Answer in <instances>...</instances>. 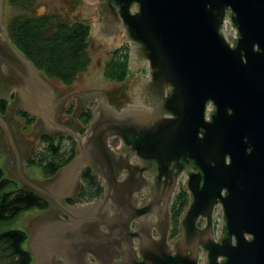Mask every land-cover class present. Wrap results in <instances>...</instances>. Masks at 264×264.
<instances>
[{"label": "water", "instance_id": "water-1", "mask_svg": "<svg viewBox=\"0 0 264 264\" xmlns=\"http://www.w3.org/2000/svg\"><path fill=\"white\" fill-rule=\"evenodd\" d=\"M36 2L61 11L67 5V0ZM84 2L93 24L88 48L92 62L74 76L70 82L73 91L59 99L61 105L55 111L54 91H66L67 87L56 78L44 77L12 44L0 0V99L7 101L14 90L20 97V102L14 98L15 102L7 104L6 115L0 116L4 176L15 180L17 187H30L27 178L37 183L42 180L21 162L40 142L38 132L44 129L40 124L36 127V119L22 130L24 119L14 115V109L20 108L38 115L46 128L76 140L77 153L56 173L59 178L52 190L59 191L54 192L68 191L86 167L100 177L104 188L101 198L83 205L65 206L58 201L71 224L57 216L29 238L32 244L25 246L32 264L45 263L38 253L47 260L64 246L81 252L80 260L69 264H195L199 252L207 264H264V0ZM226 19L233 35L225 36ZM123 43L130 46L131 72L147 64L148 75L130 83L137 86L134 97L139 105L117 109L108 98L112 103L117 98L127 101L126 79L113 84L102 75V66L110 51ZM73 95L96 98L83 137L63 125L77 109L80 97ZM71 96L73 113L60 115L69 99L64 100ZM146 104L154 106H141ZM5 131L13 142L18 141L15 149L6 141ZM115 136L140 159L155 161L160 176L172 162H178V172L189 160L198 170L189 172L183 181L190 201L180 217L182 235L173 242V254L165 243L170 225L166 211L158 216V240L149 231L130 230L131 219L143 213L131 205L133 191L143 183L136 169L133 176L119 180L120 173L131 167L127 148V154L117 156L109 146L108 140ZM161 185L158 182L154 199L159 197ZM110 202L117 204L114 214L109 211ZM215 206L220 207L222 216L216 237ZM41 213L36 209L20 213L15 227L27 230ZM94 216L95 222L91 220ZM199 216L206 219L203 227L196 225ZM88 227H93L94 233H88ZM65 235L68 239L63 242ZM132 236L139 239L142 255L148 260H137ZM50 242L53 249L48 248ZM90 254L97 263L88 259ZM122 254L126 260L115 262Z\"/></svg>", "mask_w": 264, "mask_h": 264}, {"label": "trees", "instance_id": "trees-1", "mask_svg": "<svg viewBox=\"0 0 264 264\" xmlns=\"http://www.w3.org/2000/svg\"><path fill=\"white\" fill-rule=\"evenodd\" d=\"M8 5L16 6L22 11L29 8L32 0H7ZM33 3V2H32ZM53 27V28H52ZM52 31L49 34L46 32ZM7 35L12 44L32 63L35 69L47 77L52 76L65 85H70L76 73L90 61L88 53L90 39V24L87 20L68 18L61 14L12 15L6 23ZM105 77L115 82L124 81L129 73L128 51L125 46L114 49L104 68ZM6 101L0 99V114L5 113ZM24 119L26 126H31L35 120L26 111L17 110ZM92 118L90 108L79 113L77 120L82 133ZM70 140L71 145L64 148L63 139ZM42 149L27 158L28 165H38L45 177H51L67 165L76 155L77 146L74 138L66 133L52 136H40ZM81 184L78 191L82 200H90L99 196L101 186L98 178L90 169H85L80 175ZM13 184L4 177L0 167V187ZM184 203L185 195H179ZM47 201L31 187H17L0 195V221L12 219L20 213L31 209H45ZM179 207V209L181 208ZM27 231L10 229L0 233V264H32V257L24 246Z\"/></svg>", "mask_w": 264, "mask_h": 264}, {"label": "flooded vegetation", "instance_id": "flooded-vegetation-1", "mask_svg": "<svg viewBox=\"0 0 264 264\" xmlns=\"http://www.w3.org/2000/svg\"><path fill=\"white\" fill-rule=\"evenodd\" d=\"M85 6L86 5H85L84 0H67L66 8L62 12H60V10H58V11L53 12V13L61 14L64 17L68 16V17L76 19V20L77 19L88 20L89 22L92 23V18L90 19L86 15ZM132 9H134V8H132ZM40 14H43V13H40ZM40 14H38V15H40ZM226 22L229 23L228 25L230 27V22L228 20L227 21L225 20V23ZM223 26H224V24H223ZM123 46H125L127 48V51L129 54V48H130L129 44L123 43L120 45L119 48H121ZM113 50L110 51L111 55H112ZM128 67H129L128 75L130 74V76L128 77V79L126 78L127 88L125 90L127 101H125V103H122L123 100L121 98H117L118 101H114L115 103H112L111 100L107 96L109 103L114 105L117 109H120V108H122L126 105H129V104L130 105H137V106L139 105V103L136 101V98L134 97V96H136V91L131 92L129 89V87H130L129 84L134 79L136 80V79L140 78L141 75H148V65L147 64L141 65V67L139 69H137V71L135 73L131 72V68L129 66V56H128ZM66 87H67L65 89L66 91H62L60 89L54 91V95H55L54 101L57 104L55 111H56V109H58L59 104L61 105V102L59 101V99L65 95H67L71 91H73L72 88L70 87V85H66ZM73 96L80 97L79 102L77 104V109H75V114H73L74 116L72 118H70L67 122H64L63 125L67 126L68 128H71L73 131L78 132V134L83 137L84 133H85V129L82 133L79 131V127H78L79 123H78L77 117H78L79 113L81 112V110H83L85 108L91 109L96 102V98H95V101H93L92 98H94V97H86V96H80V95H73ZM73 96H71V97H73ZM14 98H17V101L20 102V99H19L20 97L18 96L17 93H14V94L11 93L9 99L6 102L7 103H10L12 101L15 102ZM68 99H70V98L68 97L64 101L66 102ZM83 99H85V101ZM90 103H92V104L90 105ZM154 104H155V102H154ZM141 106H145L146 108H153L154 105L146 104V105H141ZM77 112H79V113H77ZM29 116H34V115L29 114ZM166 116H168V115H166ZM34 118H35V120L33 123H35L38 120L37 124H35V125H36V127H39V124H40L42 129H44L45 134L60 135V133H62L61 131H59L57 129H47L45 124L42 123V120L40 119L39 116L38 117L34 116ZM5 132H7V131H5ZM38 134L41 135V134H43V132L42 133L38 132ZM6 135H7L6 141L11 143V146L13 147V149H15L14 142L16 144H18V141L15 140L13 142L11 135L8 132L6 133ZM108 144L114 151H116L117 156H120L121 154L125 155L128 153V155H127L128 161L127 162L131 168L128 167L127 171L121 172L120 176L118 177L119 180L124 179L126 176H130V177L133 176L131 174H134V173L136 174V170H139V174H140L139 176L142 177V183L143 184L141 185V187L139 188L138 191L137 190L133 191V196L135 198V201L133 203H131V205H133V207L138 211L142 210L143 213L140 216L133 217L131 219L130 225H129L131 232L132 233H139V232L143 233L144 231H149L150 235L154 239L158 240L160 238L158 230H157L158 229V226H157L158 216L166 211V213L168 214L169 220H170V225H169V230L167 233V238L165 240V243H166L167 247L170 249L171 253L173 254L175 252L173 242L176 241V239L180 238L182 235V229L183 228L180 224V217L183 215V213L186 210V208L189 204V201H190L189 191L184 188L183 181L186 178L187 179L189 178V172H198V170L195 168V166L193 164V161L189 160L188 162H184L183 167L181 168V170L179 172L177 170V167L175 166L178 162H176V163L172 162L168 168L167 173L160 176L159 170H158V164L155 161L140 159V157L136 154V152L132 151L131 146H125L119 137H116V136L111 137L108 140ZM126 148H127V153H126ZM85 169H90V168L86 167ZM85 169H83V170H85ZM83 170H81L80 173L78 174V177L75 179V183L73 184V186H71V188L69 187L68 191H67V188H64L63 193L62 194L59 193L60 195H58V193H57L59 190L58 191L52 190V187H53L52 184L54 183V181L58 180L59 174L58 175L55 174L51 177L42 178V180L38 183L37 182H31L28 178L26 179L31 188H33L32 185H34L40 189V190H37V189L33 188L34 190H36L39 193L40 197L44 198L47 201V207L45 209H36L38 211H42V213L37 216L38 219L36 218V220H33L31 226H29L28 228L26 227V229H27L26 231H27L28 235H27V239H26L25 244L28 245L29 248L32 244V242H31V240H29V238L30 239L32 237L34 238L38 234L40 229H42L41 227H43L47 221L53 220L58 215L59 216L61 215L63 217L68 218L67 213L63 212L62 209H60V207L58 206V204H59L58 201L60 202V204L65 205V206H75V205H78L80 203L87 202V201H93V200H96V199H99L102 197L104 188L101 184L100 177L95 173L97 178H98L99 184L101 186V192H100L99 196L92 198L90 200L80 199L78 191H79L80 184H81L80 175H81ZM158 182H160L162 184L161 189H160V195L158 198L154 199L153 195L157 189ZM54 191H57V192H54ZM181 193H182V195L184 193L185 200H184V203H182L183 205L181 208V212L177 216V211H178L179 207H181V202H182L179 200V195ZM217 207L218 206H215L213 209V221H214V211H215V208H217ZM109 209H110L109 210L110 213L114 214L115 210L117 209V204L110 202L109 203ZM95 219H96V216H94V218L92 217L91 220H94V222H95ZM68 220H69V218H68ZM221 224H222V216H221V223H220L219 229L216 232H215V228H214L215 222L213 224L215 237L218 235V233L220 231ZM196 225L198 227L205 226L206 225V219L203 216H199L196 220ZM102 229H105V228L102 227ZM159 230H160V227H159ZM86 231H88V233H91V232L94 233V228L88 227L86 229ZM51 237L48 236L49 241L52 240ZM64 239L65 240L63 242H66V239H68V236L66 237V235H65ZM130 242L132 243V249L135 252L137 260H139V261L148 260V259L144 258V256L142 255V251L140 250L139 239L136 238L135 236H132V239ZM123 247H124V250L126 252L128 251V253H130V255H132L131 252L128 250L127 245L123 244ZM48 248L49 249L54 248L53 244L51 245V242H50ZM49 249H47V252H52ZM57 252H59V254H57V255L54 253L50 254V257H47V260H46V258H43L42 254L39 255V253H38V259L39 260H45V263H43L41 261V262H39V264H69L70 263L69 261L74 262V260H80L81 252L77 251L74 248L64 246L63 249L59 248V250ZM110 252H111V250H110ZM112 252L117 253V250H112ZM202 253L203 252H199V257H198V260H195V262H194L195 264H207L208 260H204ZM76 257H78L79 259H77ZM88 259L90 261H92V263H97V262H95V260H97V259L95 257H92L91 254L89 255ZM114 260H116L115 262L120 263L123 260H126V256H124L122 254L119 257H115ZM128 260H130V258H128ZM219 261H223V260H219ZM141 264H144V263L141 262Z\"/></svg>", "mask_w": 264, "mask_h": 264}, {"label": "rangeland", "instance_id": "rangeland-1", "mask_svg": "<svg viewBox=\"0 0 264 264\" xmlns=\"http://www.w3.org/2000/svg\"><path fill=\"white\" fill-rule=\"evenodd\" d=\"M33 2V3H32ZM32 2H31V5L32 6H29V8H27V9H25V10H21L20 8H18V7H16V6H10V5H8V2H7V0H3V9H2V17H3V22H4V25H5V28H6V23H7V21H8V19L12 16V15H15V14H18V13H25L26 15H38V14H40V13H47V14H51V13H53V12H56V11H58L59 9H57L56 7H50V6H42V5H38V3L36 2V0H32ZM60 12H62L61 10H60ZM56 14V13H55ZM59 15V14H58ZM66 18H68L69 19V21H72V20H74L73 18H70V17H66ZM88 22V21H87ZM89 24H90V31H91V29H92V27H93V24L91 23V22H89ZM229 23H224V26H223V30H224V33H225V36H229L230 34H234V31H233V29L231 28V27H229V25H228ZM53 28V27H52ZM52 31V29H50V31H48V32H46V34H49L50 32ZM7 32V31H6ZM89 41H90V39H89ZM120 46H118V47H116V48H113V49H118ZM88 48H89V46H88ZM88 53H89V55H90V52H89V49H88ZM109 59V58H108ZM108 59H106V60H103V66H102V75L105 77V73H104V68H105V65H106V62H107V60ZM90 62H92V59H91V56H90V61H89V63ZM88 63V64H89ZM87 64V65H88ZM81 69H83V68H81ZM80 71V70H79ZM78 71V72H79ZM77 72V73H78ZM76 73V74H77ZM49 77H52V76H49ZM52 78H55V77H52ZM106 78V77H105ZM109 81H111V80H109ZM113 84L114 83H118V82H115V81H111ZM62 83V82H61ZM63 84V83H62ZM65 85V84H64ZM66 86V85H65ZM130 87H131V92L132 91H134L135 92V89H136V85L135 84H130ZM14 93H16V91L14 90L13 92H12V94H14ZM93 103V102H92ZM92 103H90V105L92 104ZM7 104H9V103H6V107H7ZM74 104H75V102H74V97L73 98H71V99H69L68 100V102L66 103V105H65V107H64V109L62 110V112H61V114L60 115H71L72 113H73V111H74ZM20 108H15L14 109V115H16V116H19L18 114H17V110H19ZM23 110V109H22ZM3 115H6V113H3V114H0V116H3ZM35 117H37L36 115H34ZM20 117V116H19ZM26 127V124H25V122L23 123V125H22V127H21V129L23 130L24 128ZM80 127V126H79ZM86 127V126H85ZM43 132V134H45V132L44 131H42ZM41 132V133H42ZM57 133V132H56ZM62 133H64V132H62ZM43 134H41V135H43ZM40 135V136H41ZM52 136H57V135H52ZM63 146H64V148H66L67 149V147H69V145H71V142H70V140H68L67 138H64L63 139ZM42 149V144H41V141L31 150V152L23 159V161L21 162V164L25 167V168H27L32 174H34L38 179H42V178H45V172H44V170L40 167V166H38V165H28L27 163H26V160H27V158L29 157V156H31V155H35L37 152L36 151H40ZM2 169H3V171H4V168L3 167H1ZM4 177H6V176H4ZM7 179H9V180H11V181H13V184H8V185H5L4 187H0V195H1V193H3V192H7V191H10V190H12V189H14L15 188V185L17 186V184H16V181L15 180H12V178L11 177H6ZM22 187H26V186H22ZM182 208V207H181ZM181 208L180 209H178V211H177V216H178V214L181 212ZM18 216V215H17ZM16 216V217H17ZM16 217H14V218H12V219H8V220H4V221H0V233L1 232H4V231H6V230H10V229H17L16 227H15V218ZM214 222H215V232L219 229V226H220V223H221V210H220V207L218 206L217 208H215V211H214ZM218 233V232H217ZM216 233V234H217ZM26 243V242H25ZM26 244H24V246H25ZM26 247V246H25Z\"/></svg>", "mask_w": 264, "mask_h": 264}, {"label": "crops", "instance_id": "crops-1", "mask_svg": "<svg viewBox=\"0 0 264 264\" xmlns=\"http://www.w3.org/2000/svg\"><path fill=\"white\" fill-rule=\"evenodd\" d=\"M36 116H37V115H36ZM47 129H48V128H47ZM12 180H13V179H12ZM90 202H92V201H87V202H83V203H80V204L83 205V204L90 203ZM58 217H59L60 219H64L65 223H67V224H71V222H70V218H69L68 216H67V217L69 218V220H68V218L63 217V216H61V215H60V216L58 215ZM91 262H92V261H91Z\"/></svg>", "mask_w": 264, "mask_h": 264}, {"label": "bare ground", "instance_id": "bare-ground-1", "mask_svg": "<svg viewBox=\"0 0 264 264\" xmlns=\"http://www.w3.org/2000/svg\"><path fill=\"white\" fill-rule=\"evenodd\" d=\"M226 21H227V19H226Z\"/></svg>", "mask_w": 264, "mask_h": 264}]
</instances>
